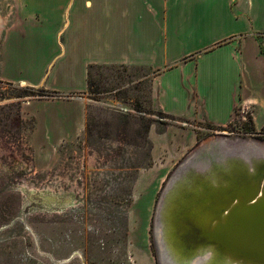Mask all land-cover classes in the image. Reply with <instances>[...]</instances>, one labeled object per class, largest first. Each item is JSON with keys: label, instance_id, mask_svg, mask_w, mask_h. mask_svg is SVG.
<instances>
[{"label": "rangeland", "instance_id": "rangeland-1", "mask_svg": "<svg viewBox=\"0 0 264 264\" xmlns=\"http://www.w3.org/2000/svg\"><path fill=\"white\" fill-rule=\"evenodd\" d=\"M16 4L0 0V52ZM153 74L91 67L86 128L47 157L25 106L37 89L0 78V264H162L158 207L179 165L211 139L264 148L253 109L239 106L220 128L191 123L159 106ZM183 129L200 140L174 157L169 133Z\"/></svg>", "mask_w": 264, "mask_h": 264}, {"label": "crops", "instance_id": "crops-1", "mask_svg": "<svg viewBox=\"0 0 264 264\" xmlns=\"http://www.w3.org/2000/svg\"><path fill=\"white\" fill-rule=\"evenodd\" d=\"M16 2L1 46L0 78L59 94L25 105L35 118L33 146L46 151L43 156L85 130L82 95L96 65L153 70L159 106L191 123L220 128L243 106L262 125L264 0ZM182 132L169 133L174 157L200 140L194 129Z\"/></svg>", "mask_w": 264, "mask_h": 264}, {"label": "water", "instance_id": "water-1", "mask_svg": "<svg viewBox=\"0 0 264 264\" xmlns=\"http://www.w3.org/2000/svg\"><path fill=\"white\" fill-rule=\"evenodd\" d=\"M200 156L179 165L164 189L177 184L159 205L166 249L178 264H207L208 252L219 264H264V154L202 155V168L192 167Z\"/></svg>", "mask_w": 264, "mask_h": 264}, {"label": "bare ground", "instance_id": "bare-ground-1", "mask_svg": "<svg viewBox=\"0 0 264 264\" xmlns=\"http://www.w3.org/2000/svg\"><path fill=\"white\" fill-rule=\"evenodd\" d=\"M224 142H227V141L224 140L223 138L211 139V140H209L207 142H204L201 145H199L188 158L193 157V156L198 157L199 155H201V156L203 155V157L204 156L205 157H209V156H212V155L220 156L221 154L226 153V152L227 153H238V155H240V156H243V155L246 156V153L248 151H252V150L257 152V153L264 152V148L263 147H261L259 145H256L255 143L250 142V141L236 142V143H233V144L226 143L227 145ZM201 156L199 158L195 159V161L193 162L194 164H191V165H193L192 167L202 168V165H203L202 163L203 162L201 164H199V159L201 158ZM246 158H249V156L247 155ZM216 163L213 166L214 169H215L216 166H217V168H221ZM210 166H212V165H210ZM210 166H207L204 169H207ZM189 168H190V166H189ZM189 172H191V170H189ZM173 182L177 183L175 180H173ZM174 185H177V184H174ZM174 185L170 184L169 187H168V192H165L166 195L164 193L165 196L164 195L162 196V199L160 200L161 204H159V205H161V207H162V204H163L162 203L163 200L167 201L170 198L169 196L173 192ZM162 221H163L162 211L159 210V217L157 218V222L156 223H157V234H158V236L160 238V245H162V247H161L162 248V250H161L162 251V259H161L162 264H178V261L174 258V256L170 255V253L166 249V246L164 245V240H163V237H164V235H163L164 226H163V223L161 225ZM204 255H205L204 259L206 260L205 262H207V264H219V262L215 258L214 259L210 258L211 257V252H208L207 254H204ZM197 262L198 261L195 258H192L191 264H197ZM222 264H227V263H222Z\"/></svg>", "mask_w": 264, "mask_h": 264}, {"label": "trees", "instance_id": "trees-1", "mask_svg": "<svg viewBox=\"0 0 264 264\" xmlns=\"http://www.w3.org/2000/svg\"><path fill=\"white\" fill-rule=\"evenodd\" d=\"M89 84H90V81H89ZM33 88H35L37 90H34V92L32 94L38 95L40 97L51 98V97H55V96L59 95L58 93L51 91V90H48L46 88H41V87H33Z\"/></svg>", "mask_w": 264, "mask_h": 264}]
</instances>
